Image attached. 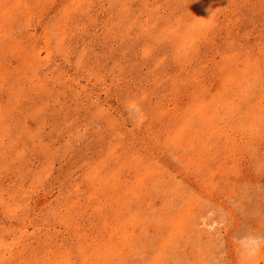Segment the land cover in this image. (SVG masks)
<instances>
[{
	"label": "rangeland",
	"instance_id": "1",
	"mask_svg": "<svg viewBox=\"0 0 264 264\" xmlns=\"http://www.w3.org/2000/svg\"><path fill=\"white\" fill-rule=\"evenodd\" d=\"M0 264H264V0H0Z\"/></svg>",
	"mask_w": 264,
	"mask_h": 264
}]
</instances>
